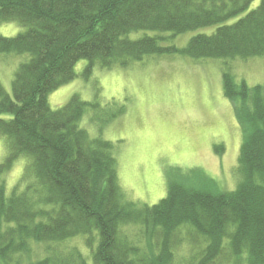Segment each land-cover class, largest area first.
Returning <instances> with one entry per match:
<instances>
[{
  "label": "trees",
  "instance_id": "obj_1",
  "mask_svg": "<svg viewBox=\"0 0 264 264\" xmlns=\"http://www.w3.org/2000/svg\"><path fill=\"white\" fill-rule=\"evenodd\" d=\"M253 1L0 0V24L15 21L25 28L12 38L0 36V54L28 55L14 73L11 95L0 85V116H8L0 119V135L8 141V155L0 164V264L28 253L32 243L78 235L90 247V264H173L171 250L185 229L197 250L184 264H220L225 251L233 263L245 257L247 264H264V87L236 85L223 74V92L242 133L237 188L221 192L204 178L172 176L165 198L150 208L122 199L112 145L79 127L89 104L73 96L53 111L47 101L73 80L80 60L88 61L89 74L94 64L108 68L147 56H264V0L247 13ZM211 26H216L212 34L193 36L182 50L161 45L164 39L158 36L125 37L139 30L174 37ZM20 155L32 158L26 171L34 182L22 183L24 173L7 197L2 175ZM125 225L143 227L147 249L156 240L157 253L143 254L121 236ZM194 237H202L204 246ZM78 254L50 255L32 264H88Z\"/></svg>",
  "mask_w": 264,
  "mask_h": 264
},
{
  "label": "rangeland",
  "instance_id": "obj_2",
  "mask_svg": "<svg viewBox=\"0 0 264 264\" xmlns=\"http://www.w3.org/2000/svg\"><path fill=\"white\" fill-rule=\"evenodd\" d=\"M259 3L260 0H254L246 12L254 10ZM245 13L226 24L234 23ZM215 29L216 26L205 27L174 37L170 33L139 30L125 37L137 40L158 36L164 39L161 45L182 50L193 36L210 35ZM24 31L15 21L0 24L2 37L12 38ZM26 61L27 54H0V85L8 95H11L14 73ZM87 66L88 61H78L73 80L50 93L47 101L53 111L73 96L89 104L79 127L90 138H101L112 145L118 186L125 202L136 207L156 205L165 198L168 179L172 176L191 181L204 178L221 192L237 188L241 181L237 159L242 133L232 104L223 92V74L232 77L236 85L243 82L248 88L264 87V56L247 60H191L182 54L147 56L125 65L113 63L108 68L94 64L91 72L85 74ZM121 108V114L111 118ZM7 117L0 116V119ZM7 155V138L0 135V164ZM31 162V157L20 155L3 173L7 197L24 173L26 178L22 183L34 182L31 172L28 176L26 171ZM4 228L1 225V230ZM144 234V228L138 225L122 226L120 232L141 253L155 251L156 240L151 239V247L147 249ZM189 236L186 229L177 235L181 242L171 250L173 264H184L196 253ZM194 240L199 247L204 246L202 237ZM96 245L95 239L93 251ZM55 254L62 258L78 254L90 264V247L82 235L58 243H32L28 253L18 255L10 264H32ZM244 258L233 263L225 251L220 264H247Z\"/></svg>",
  "mask_w": 264,
  "mask_h": 264
}]
</instances>
